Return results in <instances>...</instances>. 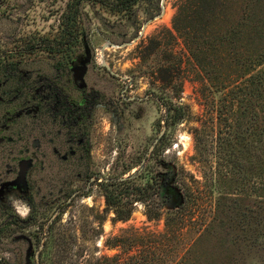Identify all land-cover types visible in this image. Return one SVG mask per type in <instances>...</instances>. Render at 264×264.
<instances>
[{
  "label": "rangeland",
  "instance_id": "rangeland-1",
  "mask_svg": "<svg viewBox=\"0 0 264 264\" xmlns=\"http://www.w3.org/2000/svg\"><path fill=\"white\" fill-rule=\"evenodd\" d=\"M177 2L137 0L130 9L117 11L83 1L71 22L74 40L57 51L42 40L58 39L71 15V0H0V86L5 84L0 89V264H39L46 240L52 264L117 256L121 249L105 243L124 230H136L145 239L163 231L165 215L180 203L176 180L200 206L194 217L209 219L217 197H209V174L215 170L194 161V139L209 144L216 135L225 136L226 118L233 123L236 116L222 104L213 109L206 102L208 90L197 66L181 40L167 33ZM248 2L226 0L234 22L245 8L250 13ZM155 40L158 44H152ZM71 68L84 69L81 82ZM54 91L62 106L85 98L91 105L67 120L50 111L48 94ZM163 100L185 112L168 130ZM164 133V148L152 159L153 145ZM233 147L236 173L227 174L232 165L223 163L215 176L228 199L222 234L236 252L235 264H264V247L252 243L248 231L253 223L246 221V205L254 202L244 197L246 143ZM145 168L167 187L165 194L149 199L159 220L147 221V203L136 202L126 222H112L101 184ZM168 173L173 179L165 177ZM142 185L135 180L121 188L132 193ZM132 194L129 198L136 200Z\"/></svg>",
  "mask_w": 264,
  "mask_h": 264
},
{
  "label": "trees",
  "instance_id": "trees-1",
  "mask_svg": "<svg viewBox=\"0 0 264 264\" xmlns=\"http://www.w3.org/2000/svg\"><path fill=\"white\" fill-rule=\"evenodd\" d=\"M83 1L86 0H71L67 7L71 15L65 18L59 42H56L58 39H43L44 47L59 51L74 40L77 32L72 29L71 22ZM88 1L126 11L137 0ZM248 1L252 10L246 14L245 8L239 21L234 22L231 11L225 6L226 0H178L171 30L167 31L181 40L183 48L197 66L202 82L207 86L206 102L213 109L222 104L221 108H228L229 113L236 116L233 123L226 118L229 124L225 136L216 135L209 144L198 137L194 139V161L211 164L215 170L209 174V197L217 196L211 218L205 215L194 217L200 206L196 200H191L188 190L179 187L176 180V187L181 192L178 196L180 203L165 215L161 233H149L145 239L136 230H124L105 243L108 247L120 248L121 254L111 258L102 257L88 264H235L236 252L226 246L225 235L222 234V230L226 229L223 202L228 199L217 186L216 170L221 173L223 163H230L232 170L228 168L229 171L225 172L236 173L237 164L232 160L236 153L233 145H239V142L246 143L244 197L254 200L251 206L246 205V212H251L246 213L247 224L253 223V228L248 232L252 235L253 244L260 242L259 247H264V217L255 216L264 215V0ZM255 9L262 11L255 12ZM252 41H257V44H252ZM152 44H158L157 40ZM34 47L28 46L27 53H31ZM48 95L50 111L70 121L76 119L78 110L84 111L91 105L85 98L76 105L62 106L55 91ZM163 103L166 107L164 126L168 130L185 117V112L171 101L163 100ZM164 135L153 145L152 159L164 148ZM210 157L215 162L208 161ZM157 175L152 176L145 168L122 181L101 184L105 210L112 212V222H126L136 202L147 203V221L159 220L160 212L153 209L149 199L156 194H165L167 187L164 188L166 185L162 180L159 183L160 177ZM170 175L168 173L165 177L173 179ZM135 180H142L144 185L136 186L133 194L121 188ZM131 194L138 198L131 200ZM38 258L39 264H52L49 262L48 240L38 252Z\"/></svg>",
  "mask_w": 264,
  "mask_h": 264
},
{
  "label": "flooded vegetation",
  "instance_id": "flooded-vegetation-1",
  "mask_svg": "<svg viewBox=\"0 0 264 264\" xmlns=\"http://www.w3.org/2000/svg\"><path fill=\"white\" fill-rule=\"evenodd\" d=\"M4 86H5V84H2V85L0 86V89H1V88H4ZM6 95H8V93L4 94V96H6ZM17 97H18L17 95L14 96L13 99H12V102L16 101ZM2 102H3V99H2V97H0V103H2ZM27 113H28V112H27ZM27 113H26V114H27ZM3 141H4V140L0 138V144H1ZM21 164H22V162H21V160H20V161L18 162V165H21ZM16 184H17V185L21 184V186H22V183H16ZM21 186H20V187H21ZM22 188L24 189V187H22ZM11 189H12V190H16L14 186H12Z\"/></svg>",
  "mask_w": 264,
  "mask_h": 264
},
{
  "label": "water",
  "instance_id": "water-1",
  "mask_svg": "<svg viewBox=\"0 0 264 264\" xmlns=\"http://www.w3.org/2000/svg\"><path fill=\"white\" fill-rule=\"evenodd\" d=\"M72 72H73V78L75 79V80H78V81H82V75H83V73H84V69H80V70H78V71H76V70H73L72 68L70 69ZM81 88L83 87V85H81L80 86Z\"/></svg>",
  "mask_w": 264,
  "mask_h": 264
}]
</instances>
